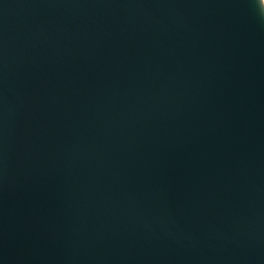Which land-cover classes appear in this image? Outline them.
<instances>
[{"label": "water", "instance_id": "95a60500", "mask_svg": "<svg viewBox=\"0 0 264 264\" xmlns=\"http://www.w3.org/2000/svg\"><path fill=\"white\" fill-rule=\"evenodd\" d=\"M0 264H264L259 0H0Z\"/></svg>", "mask_w": 264, "mask_h": 264}, {"label": "clouds", "instance_id": "9594fccd", "mask_svg": "<svg viewBox=\"0 0 264 264\" xmlns=\"http://www.w3.org/2000/svg\"><path fill=\"white\" fill-rule=\"evenodd\" d=\"M260 6L262 9H264V0H259Z\"/></svg>", "mask_w": 264, "mask_h": 264}]
</instances>
